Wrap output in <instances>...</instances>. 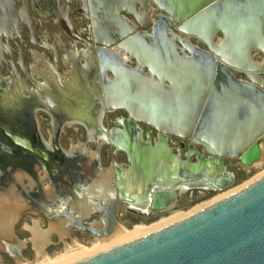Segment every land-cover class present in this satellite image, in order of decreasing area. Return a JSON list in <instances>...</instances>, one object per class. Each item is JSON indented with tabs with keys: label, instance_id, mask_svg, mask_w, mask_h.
Segmentation results:
<instances>
[{
	"label": "water",
	"instance_id": "1",
	"mask_svg": "<svg viewBox=\"0 0 264 264\" xmlns=\"http://www.w3.org/2000/svg\"><path fill=\"white\" fill-rule=\"evenodd\" d=\"M89 4L104 108L126 115L119 128L104 132V142L128 156L130 169L118 194L102 187L105 201L89 196L101 209L100 227L85 225L68 207L61 217L71 230L101 239L114 233L120 203H130L127 195L147 198L148 211L167 213L178 188H233L225 161H239L246 170L258 161L264 143V0ZM125 13L147 22L137 24L141 33ZM171 139L199 144L208 158L181 161L168 147ZM10 252L21 257L18 246ZM73 264H264V176L170 226Z\"/></svg>",
	"mask_w": 264,
	"mask_h": 264
},
{
	"label": "flooded vegetation",
	"instance_id": "2",
	"mask_svg": "<svg viewBox=\"0 0 264 264\" xmlns=\"http://www.w3.org/2000/svg\"><path fill=\"white\" fill-rule=\"evenodd\" d=\"M157 15L154 10L151 20L155 21ZM123 17L140 33L137 24H147L137 23L126 13ZM92 24L89 0H0V195L23 198L20 201L29 210L58 222L68 231V239L70 234L81 232L71 230L73 225L61 217L67 207L71 212L81 214L85 225L100 227L101 209L89 196L105 201L102 187L110 190V195L118 194L119 186H122L120 181L125 180L130 169L128 156L104 142V132L119 128L116 123L126 115L123 112L108 113L104 108L102 77L92 48ZM190 42L203 48L195 40L190 39ZM70 131L83 138L81 150L71 152L60 146L65 132ZM145 132L143 129L144 140ZM155 139L152 135L151 143ZM91 145L94 148L92 157L88 153ZM101 146L111 152L102 151ZM18 147L21 148L19 154ZM168 147L184 162L191 163L193 158V164H196L208 158L203 155L201 146L192 141L171 139ZM197 149L200 152H196ZM184 150L186 154L182 159ZM25 151L34 155L35 162H28ZM109 155L120 157L122 163H114L110 173H106L102 160ZM16 156L17 162L10 161ZM228 163L238 164L237 171L242 172L245 168L239 161H225L227 172L234 175L235 185L239 174L231 171ZM38 172L45 173L43 183L47 187L42 186ZM100 172L108 174L106 183H96V173ZM17 174L31 177L34 185L28 186L24 176L20 179L25 186L18 184ZM89 186H93L92 190ZM191 190L224 192L197 185L185 192ZM125 198L130 203H120L117 222L122 216V208L125 219L138 223L139 219L168 214L179 200L167 213L150 208L145 213L147 198L139 199L131 194ZM79 202L84 212L76 206ZM4 254L12 258V252Z\"/></svg>",
	"mask_w": 264,
	"mask_h": 264
},
{
	"label": "rangeland",
	"instance_id": "3",
	"mask_svg": "<svg viewBox=\"0 0 264 264\" xmlns=\"http://www.w3.org/2000/svg\"><path fill=\"white\" fill-rule=\"evenodd\" d=\"M109 125L110 124H108V127ZM65 133H66V137L60 140V146L64 150L76 152L83 148L84 145L83 138L80 136V134L79 135L73 134L71 131ZM106 149L109 153L111 152L110 149L106 148L105 146H101L102 151ZM89 151L94 152L93 145L90 146ZM185 154L186 151L184 150L181 153L182 159H184ZM190 162L194 163V159L191 158ZM114 163H122V160H120V157H118L117 159L109 155L108 158L102 160L103 170L106 173L107 172L110 173V170ZM233 164L228 163L229 168L231 169V171H235V173L239 174L238 175L239 177L233 188L218 193L206 192L201 190H191L185 192L179 197V200L176 204V208L166 215L159 216L153 219H147V218L139 219V222L136 223L131 219H125V210L124 208H122L121 209L122 216L119 217L118 219L116 232L117 231L124 232V234H126V237L125 239L121 240L122 243L119 242V244L116 243L117 241H115L113 238L116 232L114 233L113 236L111 235L112 237L110 236L111 238L109 237L110 238L109 240H107L108 238H104V237H102L101 239H97L92 236L81 233H72L69 235L70 237L68 239L66 236L67 234H69V232L65 231L58 222L54 220L46 219L43 216H41L39 213L33 210H29L30 208L26 206V208L22 210L21 215L18 217L17 221L14 223L12 227L13 238L16 242L15 244L16 245L20 244L19 245L20 247L19 246L18 247L20 248L21 257L9 258L6 254H4L6 251H0V264H62L63 262H64L63 264L66 263L72 264V263L80 262L94 255L100 254L102 252L115 248L119 245L135 240L136 238L132 239L130 237L131 234L133 235L132 232H134L133 230L135 229H141V230L143 229V232L145 231L144 233L147 232L146 234L143 233L144 235H142V237L151 234L153 232H156L158 230H161L190 215L197 213L198 211H201L209 207L210 205L224 198L223 196L234 193L264 176V162L261 163V165L259 166L250 167L249 171L243 169L244 171L242 172L237 171L239 170L238 164H234V165ZM23 176H24L23 174H17L15 176V179L18 184L25 186L23 180L22 181L19 180V178H22ZM37 176L42 186L47 187L48 185L43 183L46 177L45 173L41 174V172H38ZM97 176L101 177V175H97ZM24 177H26L27 179L28 186H33L32 183L30 182L32 181L31 177L27 175H25ZM102 182L104 183L103 180ZM17 198L23 201V198L20 197ZM90 222L91 221H89V223ZM56 224L59 226L56 227ZM54 227L59 228L62 231H59L60 233L57 234L54 231L51 232V234L48 237L49 243L42 250V255H37L34 249L33 232L31 231V229L33 228L32 230H35L39 228L38 229L39 232L41 231L42 233H48L50 230H53ZM74 247L77 248L81 247L80 249L82 251H85V253L84 256L80 257L81 259L78 258L77 260L75 259L71 261L66 257V254L70 249ZM86 252H88L89 254L88 253L86 254ZM6 253H10V252H6Z\"/></svg>",
	"mask_w": 264,
	"mask_h": 264
},
{
	"label": "bare ground",
	"instance_id": "4",
	"mask_svg": "<svg viewBox=\"0 0 264 264\" xmlns=\"http://www.w3.org/2000/svg\"><path fill=\"white\" fill-rule=\"evenodd\" d=\"M90 159V158H89ZM264 162V144L260 145V155H259V159L258 161L253 165V166H259L261 165V163ZM108 173V172H107ZM108 175V174H107ZM106 173L104 175L101 176L102 180L104 181V183L107 182V176ZM16 176V175H15ZM21 177V176H20ZM26 178V177H25ZM260 179V178H259ZM19 180L21 181V179L19 178ZM32 182V181H31ZM90 182V181H89ZM255 182V181H254ZM253 183V182H252ZM250 183V184H252ZM249 184V185H250ZM34 185V184H33ZM248 186V185H247ZM245 186V187H247ZM90 187V186H89ZM244 187V188H245ZM243 189V188H242ZM88 190V189H87ZM187 189L186 188H178V191L180 194L185 193ZM241 190V189H240ZM239 191V190H238ZM237 192V191H236ZM46 193H48V190H46ZM235 193V192H234ZM233 194V193H231ZM231 194L225 195L223 196L224 198L230 196ZM51 196V195H50ZM49 198V197H47ZM54 198V197H53ZM222 198V199H224ZM221 199V200H222ZM78 202V201H77ZM46 205V204H45ZM76 206H78L80 208L81 211H85L82 203H77ZM26 206L23 202L20 201L19 198L15 197L14 195H0V251H6V252H10V250L16 246L15 240L13 238V234H12V227L14 225V223L17 221L18 217L21 215V212L23 209H25ZM143 211H145V213H148L147 209H143ZM199 212V211H198ZM59 226L56 224V227ZM54 227L53 230H50L48 233H42L41 231L39 232L38 229L32 230L33 232V244H34V249L37 253V255H42V250L45 248V246L48 245L49 243V235L51 234V232H56L60 233L59 228ZM62 227V226H61ZM52 229V228H51ZM134 232L133 235L131 234V238H139L142 237V235L146 234L143 232V229H135L133 230ZM116 232V229L114 231V233ZM114 233L112 234V236L114 235ZM144 233V234H143ZM150 233V232H149ZM111 236V237H112ZM110 237V238H111ZM126 234H124V232H119L117 231L115 236L113 237L115 241H117L116 243L119 244L122 243L121 240L125 239ZM110 238H108L107 240H109ZM105 240V241H107ZM120 240V241H119ZM112 242V241H111ZM114 243V242H113ZM115 243V244H116ZM23 246V245H22ZM114 246V245H113ZM20 247V246H19ZM103 247V246H102ZM81 248V247H80ZM80 248L74 247L72 249H70L68 251V253L66 254V257L73 261V260H77L78 258L84 256L85 251H82ZM99 249V248H98ZM102 249V248H101ZM97 252V251H96ZM88 252H86L87 254ZM85 254V255H86ZM89 254V253H88ZM91 254V253H90ZM95 254V252H94ZM87 256V255H86ZM67 259V260H68ZM81 259V258H80ZM83 259V258H82ZM19 260V259H18ZM68 260V261H69ZM66 261V260H65ZM61 262V261H60ZM59 263V262H58ZM64 263V262H63ZM62 263V264H63ZM69 263V262H68ZM67 264V263H66ZM71 264V263H70ZM73 264V263H72Z\"/></svg>",
	"mask_w": 264,
	"mask_h": 264
},
{
	"label": "crops",
	"instance_id": "5",
	"mask_svg": "<svg viewBox=\"0 0 264 264\" xmlns=\"http://www.w3.org/2000/svg\"><path fill=\"white\" fill-rule=\"evenodd\" d=\"M253 60L257 63V62H260L262 61V57L260 55H253ZM261 144H264V143H261ZM71 152H74V151H71ZM196 152H200L199 149L196 150ZM88 153H89V156L92 157V154L93 152H90L88 150ZM104 171V170H103ZM97 175H101L102 176V172L100 173H96V183H102V180H101V177L97 176Z\"/></svg>",
	"mask_w": 264,
	"mask_h": 264
}]
</instances>
